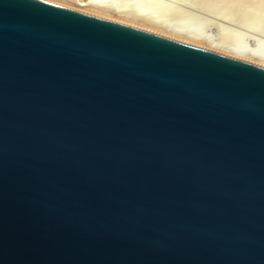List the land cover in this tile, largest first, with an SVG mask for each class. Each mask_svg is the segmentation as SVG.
<instances>
[{
	"label": "water",
	"instance_id": "obj_1",
	"mask_svg": "<svg viewBox=\"0 0 264 264\" xmlns=\"http://www.w3.org/2000/svg\"><path fill=\"white\" fill-rule=\"evenodd\" d=\"M0 264H264V67L0 0Z\"/></svg>",
	"mask_w": 264,
	"mask_h": 264
},
{
	"label": "bare ground",
	"instance_id": "obj_2",
	"mask_svg": "<svg viewBox=\"0 0 264 264\" xmlns=\"http://www.w3.org/2000/svg\"><path fill=\"white\" fill-rule=\"evenodd\" d=\"M48 1L56 2L58 4H61V5L73 8V9L81 10L83 12L94 14L96 16H100L103 18H108L110 20H114L117 22H121V23L123 22L129 25H132V26L144 28L146 30L151 29L154 31H160V32H163L164 34H167V35L169 34L170 36H174L177 39H180V40H183L189 43H193L194 46H198V47L201 46V48L208 47L209 48L208 50L211 49L212 51L214 50L215 52L219 51L222 54H225V55H228L234 58L246 60L248 62H252L255 64H260L264 67V52H263L264 50L263 51H257V50L247 51L242 45H240L241 43L240 44L237 43L236 41L237 39L236 40L234 39L236 43L233 42L232 41L233 36L231 35H234L232 34V32L235 33V30L230 27L228 28H230L229 30L231 31V35H229L228 33L230 32L229 30L226 34H225L226 31L222 30V32L224 33L220 31V33L222 34L220 35L219 39L211 40L210 37L208 38L205 37L206 35L203 33L201 34L205 36H201V34L197 35L196 31H195L196 34H194L193 33L194 31L182 30L183 29L182 27H179L182 29H179V28L177 29L176 26H175L176 29H174L173 27H172L173 29L169 28L168 26L162 24L161 22H157L156 20L150 18V16H146L145 14L139 13V11L137 10L127 11L125 9H118L114 6L115 1L113 0H48ZM185 2L188 3L187 1ZM200 2L202 3L201 6H202V9H204V12L206 11V14L210 13V14H215V15H226V17L228 16L233 22H238V19L241 18L240 20H242V17H243L247 19L246 21L248 22L250 21L251 25L253 24L256 26L257 24H255V22L258 20L262 21V18H264V0H201ZM192 4H194V2ZM196 6L198 7V4ZM179 16L177 17L179 18ZM193 16L196 17V19L193 18L195 19L194 21L196 23L198 21L200 24L202 23L203 25L204 18L200 19V17L194 14ZM169 17H172V16H169ZM205 26H206V23H205ZM223 28L227 30L226 27H223ZM229 36H231V39ZM214 40H216L217 42ZM258 47H261V46H258Z\"/></svg>",
	"mask_w": 264,
	"mask_h": 264
},
{
	"label": "rangeland",
	"instance_id": "obj_3",
	"mask_svg": "<svg viewBox=\"0 0 264 264\" xmlns=\"http://www.w3.org/2000/svg\"><path fill=\"white\" fill-rule=\"evenodd\" d=\"M113 1H115L114 6L118 9H125L127 11L137 10L139 11V13L145 14L146 16H150V18L156 20L157 22H161L162 24L168 26L169 28L173 27L174 29L176 28L178 29L179 27H182L183 29L182 28H179V29L186 30V31H194L193 33L196 34L197 32V35H200L201 33H203L206 36L203 34H201V36H205L207 38L210 37L211 40L219 39L220 35L224 33L222 32V30L226 31L225 32L226 34L228 30L232 28L235 30V33L232 32V34L234 35H231L230 30H229L230 32L228 33L229 35L233 36L232 37L233 42L236 43L237 41V43L239 44L241 43L240 45H242L247 51H252V50L263 51L264 50V20H263L264 18H262V21L261 20L256 21L255 22V24H257L256 26L253 24L252 26L250 24L251 22L246 21L247 19L243 17H242V20H240L241 19L240 18L238 19V22H233L228 16L226 17V15H215V14H210V13L206 14V11L204 12V9H202V6H201L202 3L200 2L201 0L200 1L199 0L198 1L197 0H182V1L181 0H113ZM185 1H187L188 3H186ZM192 1L194 2V4H192L193 3ZM195 3L196 5L198 4V7L195 5ZM171 11L174 14H172ZM193 14L200 17V19L204 18V23H203L204 26L202 25V23L200 24L198 21L197 23L194 21L196 17H194ZM169 16H172V17H169ZM177 16H179V18ZM205 23H206V26H205ZM124 24H127V23H124ZM222 26L226 27L227 30H225V28H223ZM149 31H153V32L162 34L164 36L174 38L176 40H180V39L175 38L174 36H170L169 34L168 35L164 34L163 32H160V31H154L151 29ZM220 31L222 33H220ZM231 36H229L230 39H231ZM234 39L235 40L237 39V40L234 41ZM180 41L186 42L183 40H180ZM186 43H189V42H186ZM189 44L194 45L193 43H189ZM258 46H261V47H258ZM205 49H209V48L206 47ZM216 52H219V51H216Z\"/></svg>",
	"mask_w": 264,
	"mask_h": 264
}]
</instances>
